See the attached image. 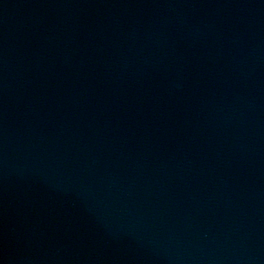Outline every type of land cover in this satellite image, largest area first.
Listing matches in <instances>:
<instances>
[{
	"label": "water",
	"instance_id": "obj_1",
	"mask_svg": "<svg viewBox=\"0 0 264 264\" xmlns=\"http://www.w3.org/2000/svg\"><path fill=\"white\" fill-rule=\"evenodd\" d=\"M0 264H264V0H0Z\"/></svg>",
	"mask_w": 264,
	"mask_h": 264
}]
</instances>
